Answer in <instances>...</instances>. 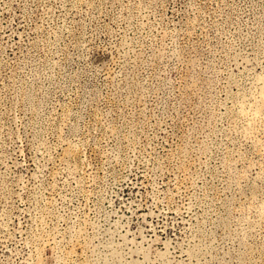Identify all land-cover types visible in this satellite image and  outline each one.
<instances>
[{"label": "rangeland", "instance_id": "1", "mask_svg": "<svg viewBox=\"0 0 264 264\" xmlns=\"http://www.w3.org/2000/svg\"><path fill=\"white\" fill-rule=\"evenodd\" d=\"M264 0H0V264H264Z\"/></svg>", "mask_w": 264, "mask_h": 264}, {"label": "bare ground", "instance_id": "2", "mask_svg": "<svg viewBox=\"0 0 264 264\" xmlns=\"http://www.w3.org/2000/svg\"><path fill=\"white\" fill-rule=\"evenodd\" d=\"M257 107H256V111L257 112H263L264 111V83L263 86L261 88V98L259 103H257Z\"/></svg>", "mask_w": 264, "mask_h": 264}]
</instances>
